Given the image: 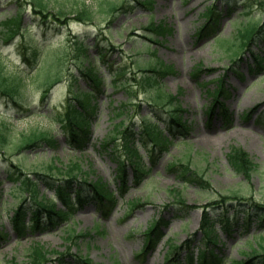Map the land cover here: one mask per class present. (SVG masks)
Instances as JSON below:
<instances>
[{
	"label": "rangeland",
	"instance_id": "1",
	"mask_svg": "<svg viewBox=\"0 0 264 264\" xmlns=\"http://www.w3.org/2000/svg\"><path fill=\"white\" fill-rule=\"evenodd\" d=\"M115 1L120 4L127 0ZM97 2L98 0H48L46 14H50V18L43 22L33 10L30 0H0L2 72L19 71L24 77L22 102L32 105V111L27 113L0 95V122H8L11 132L26 133L34 129L46 131L54 141L53 145L42 144L39 148L23 153L21 162L25 164V172L42 169L50 162L67 166L75 162L87 177H100L114 189V164L107 155L111 151L101 148L100 142L113 134L112 123L124 117L125 122L139 121L142 115L148 113L151 108L150 96L153 97L156 92L152 89L151 93V90L139 87L134 88L135 93L131 97L136 104L129 107L127 114L120 118L114 117L112 110L113 106L120 102L126 103L130 98L129 88L125 91L122 84H126L127 80L133 83L132 77L143 73L141 68L146 67V64L155 65L159 60L172 66L173 71L167 73L160 82L166 94L177 95L176 92L181 91L177 99L180 100L181 107L187 110L185 118L192 128L190 138L187 141H174L167 153L157 156L149 176L140 185L134 186L129 181L130 189L108 217H100L97 210L88 205L73 215L68 226L59 225L22 238L15 235L11 226V210L19 203L21 196L26 197L29 203L30 198L28 193H22L8 178L9 172L17 171L14 160L20 154L14 148L8 150L9 154H5L4 148L0 147V231L4 234L0 235V264H26L27 248L35 240L47 249L62 250L64 232L69 226L78 232L85 230V235L77 240L71 251L79 250L94 262L170 264L166 262L165 256L170 242L183 244L194 234L191 246L195 248L200 243L201 234L197 229L201 216L199 206L212 199L224 202L222 194L234 193L246 196L244 202H251L253 199L264 201V73L255 75L248 72L247 65L253 60L248 48L241 51L237 46L231 47L239 42L238 29L247 23L264 20V6L253 0H232L230 3L225 0H152L151 11L143 6H133L131 9L118 10L114 17L108 18L95 11V6H99ZM227 3L230 5H226ZM208 5L221 10L219 34L217 38H198L197 32L205 22L204 11ZM83 6L92 11V17L81 22L74 12ZM17 10L22 13L26 30L6 41L1 32L3 20L14 15ZM58 10H62L64 14L60 15ZM56 17L65 23H59V20H55ZM151 22L163 25L164 31L151 32L146 29ZM142 35L156 41H146L148 46L147 43L142 44L146 40ZM260 35L257 34L252 49L264 57V33L263 37ZM75 38L80 39L82 46L86 48L83 65L94 63L105 82L103 92L96 97L97 112L91 125V140L82 152L68 147L57 117L72 92L87 91L85 79L76 65ZM261 38L263 40L260 41ZM223 44L227 48L222 47ZM236 49L243 57V66L240 67L243 77L227 73L225 78L230 92L226 104L233 111V124L229 129H222L213 123L207 126L204 108L211 100L207 89L215 85V79L231 63L232 52ZM34 50L37 56L34 70L29 74L22 73L20 69L28 70L30 66L23 63V54L30 58ZM61 52L64 56L60 55ZM100 53L104 56L98 57ZM43 59L55 63L62 77L42 102L37 72ZM196 65H201V71L192 74ZM49 67L53 70L52 66ZM121 67L125 69V77L113 84V69ZM47 76L45 73L42 80ZM73 77H76L74 82ZM250 109L252 115L248 119L244 118L242 112ZM232 144L247 151L257 163L252 178L244 179L229 167L225 154ZM175 159L187 161L196 170L205 173L211 185L206 189L193 184L182 188L172 173L167 171L168 164ZM144 162L151 165L146 157ZM30 175L34 177L33 173ZM170 186L182 188L186 202L198 207L182 212L178 207L170 205L173 202L168 194ZM38 189L46 197L51 194L43 184L39 183ZM132 199H139L142 203L136 209L129 210ZM57 205L60 206V203L57 202ZM216 211L217 209L213 213ZM226 214L238 223L233 226L230 234L223 233L220 227L216 229L218 238L224 243L219 246V250L215 249L223 259L221 264H237L236 260L244 256L248 264H254L256 259L251 258V247L258 246L260 235L264 238V232L256 234V214L242 208L235 211L230 209ZM246 215L252 221L248 230H244L242 225V217L247 218ZM156 218L167 221L162 226V236L153 245V249L137 257L145 240L143 230L147 223ZM87 230L90 234H86ZM182 248L183 256L185 248ZM51 257H55V254H51ZM64 264H69V261Z\"/></svg>",
	"mask_w": 264,
	"mask_h": 264
},
{
	"label": "trees",
	"instance_id": "2",
	"mask_svg": "<svg viewBox=\"0 0 264 264\" xmlns=\"http://www.w3.org/2000/svg\"><path fill=\"white\" fill-rule=\"evenodd\" d=\"M262 5H264V0H259ZM151 3L150 0H142L140 1L141 5L149 6ZM30 4L33 5V10L36 11L39 15H41L43 18L47 17L45 11L48 9V0H30ZM100 5H103L106 7L104 11L109 13L111 16L114 13L115 10H117L119 7L117 4H115L114 1L111 0H101ZM208 7V6H206ZM60 11L61 14H63L62 10ZM75 15L78 19L86 20L91 17V11L86 7L83 6V8H78L75 10ZM204 17L205 22L201 26V35H217V29L218 23L221 16V11L218 10L214 6H209L204 11ZM21 18L22 13L21 11H17L14 16L6 20L4 23V34H5V40H8L11 36H13L16 32H19L21 29ZM59 19L58 17H56ZM8 21V22H7ZM158 26H155V28ZM149 29V28H148ZM152 29V25H151ZM264 32V21L259 23L252 22L247 23L242 28L238 29L237 35H238V44H232L231 47L237 46L238 49H244L246 46L251 47V41H254L256 39V36L258 33ZM210 33V34H209ZM259 38V36L257 37ZM149 39V38H148ZM224 45V44H223ZM81 52H84L83 49H78ZM237 50V49H236ZM238 51H235L231 57L232 62L237 63L238 61H241V55L238 54ZM36 55V51L32 52V58ZM254 64H249V69L252 72L260 73L264 70L263 67V57L260 54H254ZM37 59V56H35V60ZM26 60H29L27 58ZM1 69V65H0ZM1 71V70H0ZM144 71L149 72L148 74L140 77L137 79L139 81V84L142 88H157L159 89V84H157V79L155 75H161V73L164 72L163 68H157L154 66L147 67ZM16 73V72H15ZM82 73L83 75L88 79L89 83L93 85V88L95 91H99V88L102 87L103 82L101 81V78L97 76L96 71L93 66H84L82 67ZM153 73V74H152ZM55 77V78H54ZM56 75H48V77L45 80V92L43 93V96L47 93V91L50 89L51 85L56 80ZM58 79V78H57ZM217 84H220L218 88L215 90L216 93H220L223 91L221 79L217 80ZM22 78L18 75H2L0 73V90L8 95L12 96L16 95L19 91V89L22 87ZM159 92V91H158ZM160 93V92H159ZM161 97H163V94L160 93L157 95V99L154 102H152L153 105V111L155 114H158V109L162 105L161 103ZM168 102L170 105V108L173 106V108L169 111V118L172 120L179 121L180 116L177 114L179 111H181L180 106L178 105V102H176L175 97L173 96H167ZM78 105H80V108H77L76 106H73L74 104L68 103L67 107L65 109V112L61 115V126L64 130L67 141L73 148L81 149L85 146L86 142L89 139L90 134V120L92 117L93 111L91 110L94 105L84 104L81 102L78 98H74ZM147 133L153 132L156 135H149L147 137V140H143V145L146 146L147 142L151 140L150 142H155V144L162 145V147L166 148L168 143L166 140L160 139L157 136H162V129L158 126V124H155L154 128H147ZM121 138H122V144L121 147L123 152L121 154L120 151V157H124V159H120V157L113 158L114 161L119 162L120 168H118V175L124 176V168L126 162L129 166H134V171L136 173L135 179L141 178V173L137 169V162L140 160L141 154L137 150V146L134 144L133 139L131 138V135L133 134L132 131H130L129 126H124V130L121 131ZM10 133L9 128L5 123H0V144H5L9 141ZM19 142L16 144L17 148L19 149H25L30 147H35L38 144L42 142H51L42 132H30L29 135L21 136L19 138ZM53 144V143H51ZM120 146V145H119ZM229 158L231 160L232 166L241 172H245L248 168L249 170L252 169V164L248 159V155L245 151L240 149L239 147L233 146L231 148V152L229 155ZM247 169V171H248ZM174 170L176 171V174L178 177H180L182 180H185L187 182L194 181L195 183H206L203 178L197 174V171L189 170L187 166L183 164L177 165ZM77 172V165L74 164L71 168L66 170H61V176L57 178L54 174H43L47 179L44 180V183L48 185L49 187L53 188L56 191L57 196L60 198L62 203L66 206V210H55L54 208V202L52 199L48 201H41L38 199V197H34L32 200L33 203L31 205H26L25 202L19 204L18 208L14 211V216L12 218V224L15 229V231L19 235H23L27 229H43L48 224L52 223H61L64 222L66 219L69 218L70 213L68 211L75 208L76 205H81L84 201L88 199L87 195L88 191L86 186H91L90 183H87L85 180H80L78 177H80ZM59 181V182H58ZM29 183V182H28ZM33 183V182H32ZM91 188H93L91 186ZM95 189V188H93ZM97 189V188H96ZM71 192H73V197L71 195ZM95 193H97L98 196L96 198H106L109 197L108 193L95 190ZM36 196V194H34ZM111 201V199L109 200ZM260 212L258 216V220L260 222L259 226L261 227L263 225L264 221V205L258 206ZM27 210H30L32 212V222L30 223L31 228L26 227L24 224V218L26 216ZM45 213V218L42 217V213ZM205 223H202V229L204 231V234L206 235L207 243H215V235H214V224L213 221L207 217ZM227 222H225L226 224ZM263 247V245H261ZM212 251V250H211ZM212 255V253H211ZM201 258L205 257V253L202 252L200 254ZM261 257L263 258L261 260V263H264V253L261 254ZM213 261L217 260V257L215 255H212ZM78 261L84 263V264H90L85 258L78 257ZM206 261V260H205ZM203 264V263H201Z\"/></svg>",
	"mask_w": 264,
	"mask_h": 264
}]
</instances>
